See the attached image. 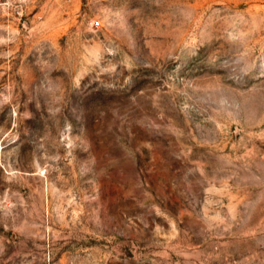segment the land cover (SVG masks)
Wrapping results in <instances>:
<instances>
[{"label": "rangeland", "instance_id": "374dc122", "mask_svg": "<svg viewBox=\"0 0 264 264\" xmlns=\"http://www.w3.org/2000/svg\"><path fill=\"white\" fill-rule=\"evenodd\" d=\"M0 264H264V0H0Z\"/></svg>", "mask_w": 264, "mask_h": 264}]
</instances>
